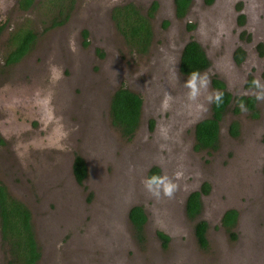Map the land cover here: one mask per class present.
<instances>
[{"label": "rangeland", "instance_id": "1", "mask_svg": "<svg viewBox=\"0 0 264 264\" xmlns=\"http://www.w3.org/2000/svg\"><path fill=\"white\" fill-rule=\"evenodd\" d=\"M16 1L0 0V139L6 141L8 131L23 123L26 130L10 135V148L27 141V147L43 152L0 144V181L30 210L38 264H264V103L257 101L254 119L241 111L233 114L232 105L219 123L218 149L195 152L193 128L209 116L210 105L207 93L188 100L183 87L188 77L177 69L181 44L195 34L211 59L204 73L223 80L232 102L254 91L244 81L249 71H258L259 60L250 51L234 67L231 24L227 33H219L223 19L218 13L206 17L213 12L205 13L199 0L183 19L174 18L173 0H153L159 4L150 20L153 38L141 55L126 46L109 14L112 5L129 0H75L69 18L57 27L51 22L61 17L47 0H34L27 10ZM149 1L136 2L143 13ZM246 1L244 9L259 25L250 30L261 32L253 40H264V0H252L256 7ZM228 8L231 15L230 3ZM188 22L196 27L193 32L186 31ZM21 27L36 33L37 40L20 64L4 66L7 38ZM83 31H88L85 38ZM13 84L18 86L6 87ZM120 86L142 99L141 121L129 141L112 127L108 112V99ZM231 122L239 126L237 137L227 132ZM76 155L87 166L81 185L71 173ZM154 166L159 175H178L172 199L153 198L144 189ZM204 183L209 189L200 194V213L190 220L186 199ZM134 206L146 216L140 233L128 220ZM227 209L238 213L235 240L220 225ZM197 221L208 225L206 249L199 248L193 233ZM8 261L0 240V264Z\"/></svg>", "mask_w": 264, "mask_h": 264}, {"label": "trees", "instance_id": "2", "mask_svg": "<svg viewBox=\"0 0 264 264\" xmlns=\"http://www.w3.org/2000/svg\"><path fill=\"white\" fill-rule=\"evenodd\" d=\"M50 5L57 10V15L61 21L52 20L50 27H57L69 18L75 0H47ZM190 0H174L175 16L182 18L185 15ZM33 3V0H19L18 5L22 10H27ZM156 10V4H153L146 15H142L133 4H125L114 7L111 10L110 18L116 31L122 36L126 46L133 49L138 54H145L152 41L153 33L150 20ZM167 22L163 23L166 27ZM192 24L186 26L187 30L193 29ZM85 38L88 33L82 32ZM37 35L27 27L16 29L9 38V54L6 64H14L20 58L30 51L36 41ZM102 56L100 53H98ZM209 68V61L205 57L199 45L194 42H188L182 49L179 61V73L188 77L193 70L205 72ZM211 87L224 93L223 102L217 106L210 105L209 117L200 120L193 128V150L195 152L216 151L218 149L219 123L223 116L232 105V113L237 114L239 108L238 101H243L252 118H257V112L254 107V99L235 97L232 102L230 93L225 89L224 84L211 78ZM142 99L123 86L116 88L109 99V118L112 127L116 128L120 136L129 141L133 137L141 121ZM154 121L149 120L148 129L152 130ZM228 133L231 137H237L239 126L236 122L230 123ZM86 166L80 156H74L71 166L73 178L77 185H81L85 180ZM153 174H160L156 166L150 168L147 177ZM209 189L207 183H204L199 191L190 193L185 203V215L188 219L194 220L200 213L201 202L200 194H206ZM128 220L132 229L136 233L142 231L146 222V216L143 209L134 206L128 211ZM237 222V213L234 210H227L221 217L220 225L229 234L231 240H235V234L232 233ZM207 223L197 221L193 227V233L200 249L207 248ZM164 243L168 238L163 234H158ZM0 240L6 246L9 261L8 264H38L41 258L40 247L37 244L33 226L31 223L30 210L18 199L13 197L0 181Z\"/></svg>", "mask_w": 264, "mask_h": 264}, {"label": "flooded vegetation", "instance_id": "3", "mask_svg": "<svg viewBox=\"0 0 264 264\" xmlns=\"http://www.w3.org/2000/svg\"><path fill=\"white\" fill-rule=\"evenodd\" d=\"M135 3H134V2ZM137 1H139V0H129V1H127V2H122V3H120V4H118V5H112L111 6V10L114 8V7H117V6H121V5H125V4H133L134 6H135V8L136 9H138L139 10V12L142 14V15H146L147 14V12L149 11V9L151 8V6L153 5V4H156V10H157V8H158V2L157 1H153V0H151V1H149V7L146 9V12H144L143 13V11H141L140 10V8L138 7V5H137ZM236 0H234L233 2H231V0H199V6H201L202 8H204L205 9V13H207V12H213L211 15H208V16H206V17H212L214 14L216 15V13H218V16H220V18H222L223 19V21L224 22H222L223 23V26H221V29H220V32L219 33H223L224 34V31H226V33L228 32V27H229V25L231 24V27H232V29H234V31H235V36H234V40H235V44H234V46H233V49H232V52H230L229 53V56H231V61H232V63L234 64V67L235 66H238V67H240L239 65H241L244 61H245V59L247 58V53L249 52V53H251V54H253V56H254V58L255 59H257V60H259V69H258V71L257 72H255V73H252V71H249L250 73H248V74H246V77H245V81H244V86L246 87V88H252V89H254L253 88V85H252V81H253V79H255V78H257L258 76H259V79L261 80V81H264V40H257L256 38V35L258 34H261V32H260V29H258L257 27H254L255 28V31H253V30H250V28H252V26H256V25H258L257 23H254L253 21H252V18H253V16H250V9H247V7L244 9V6L247 4V1L246 0H237L236 2H235ZM245 1V2H244ZM18 2H19V0H17L16 1V4H17V6H18V8H19V5H18ZM33 2H34V0H33ZM231 4V7H232V13H231V15H230V13H228V4ZM33 4V3H32ZM192 4H193V0H190V2H189V5H188V7H187V10H186V12H185V15L182 17V18H177L176 16H175V7H174V0H173V9H174V18H176V19H183V18H185V16L187 15V13H188V11L190 10L189 8H190V6H192ZM256 4V3H254L252 0H251V5H252V7H254V5ZM255 7H256V5H255ZM258 8H259V5L257 6ZM111 10H109V14H110V12H111ZM156 10H155V12H156ZM253 11H254V9H253ZM253 11H252V15H253ZM202 17V16H201ZM206 17H202V19H200V20H203L204 22H205V24H206V20H205V18ZM230 18H231V21H230ZM164 22H167V21H164ZM163 22V23H164ZM229 22V23H228ZM188 24H191V23H186L185 24V29H186V26L188 25ZM163 25V24H162ZM194 26V25H193ZM259 26V25H258ZM195 26L193 27V29H191V30H187L186 29V31H188V33H190V32H193V30H195ZM87 33H88V31H87ZM118 33V32H117ZM152 33H153V30H152ZM10 35L11 34H9V36H8V38H7V43L6 44H8L9 45V38H10ZM254 37H256L255 38V42H254ZM153 38V37H152ZM37 40V39H36ZM175 41H176V43L175 44H178L179 43V40L178 39H175ZM190 41H194V42H196L198 45H199V47L201 48V50L203 51V53H204V55H205V57L207 58V60L209 61V68H210V57H209V54H208V51H207V49H205L204 48V46L202 45V43L201 42H199V40L197 39V37H196V35L194 34V35H188V37H187V39H186V41H184L183 42V44H181V51H182V49H183V47L188 43V42H190ZM253 41V44H250L251 42ZM213 42H214V44L216 45V40L214 39L213 40ZM248 45H251L250 47H251V50H248V49H246V47L248 46ZM151 47V44H150V46H149V48ZM9 50H10V46H9V49L7 50V51H5V52H3L2 53V55H3V58H4V60H3V63H4V66H7V67H9V66H13V65H17V64H20L23 60H24V58L26 57V55H28V53L31 51H28L26 54H24L21 58H20V60L18 61V62H16V63H14V64H9V65H7L6 64V61L8 60V54H9ZM149 50V49H148ZM226 50H227V47H226ZM251 51V52H250ZM180 54H181V52H180ZM180 54H179V59H178V67H179V61H180ZM227 55V53L226 52H224V50L222 51V55H221V57H220V59H221V61L222 62H224V60H225V57L224 56H226ZM178 67H177V69H178ZM208 68V69H209ZM207 69V70H208ZM206 70V71H207ZM179 71V70H178ZM202 73H204V72H202ZM182 76V75H181ZM211 79V78H210ZM216 79H218V80H220L221 82L223 81L221 78H219V77H217ZM35 80H37V79H32V83H35ZM223 83V82H222ZM224 84V83H223ZM225 85V84H224ZM18 85H15V84H13V85H11V86H6V87H9V88H12V87H17ZM210 87H211V85H210ZM212 88V87H211ZM213 89V88H212ZM214 90V89H213ZM251 90V89H250ZM244 97V98H250V99H254V107H255V110H256V112H257V115L259 116V111H258V108H257V101L255 100V98H254V91L252 90V91H249L248 93H247V95H241V96H239V97ZM234 99V98H233ZM108 103H109V99H108ZM234 106L235 105H233V108H234ZM238 112H240V109H239V111ZM19 113H20V118H23V114H22V110H20L19 111ZM106 113H107V111H106ZM247 113H249L248 111H247ZM209 115H210V113H209ZM249 115H250V113H249ZM257 116V117H258ZM209 117V116H208ZM251 117V116H250ZM252 118V117H251ZM252 119H254V118H252ZM232 123V122H231ZM35 126H37V122H35ZM229 125H230V123H229ZM228 125V126H229ZM56 127V126H55ZM19 129L15 132V131H8L10 134L9 135H6V141L4 140V139H0V144L1 145H6L5 147H7V148H9V149H12L13 151H15V149H16V147H23V148H26V149H31V151H37V153H42L43 152V149L42 148H40V147H37V148H35V150H34V146L35 145H30V147H27V145H28V142L27 141H24L23 143L22 142H17V145L15 146V142L12 144V146H11V148H10V142L12 141V137H10V135L11 134H17L18 132H20V131H24V130H26V128L24 127V124L23 123H20V126L18 127ZM39 128V127H38ZM227 132H228V128H227ZM3 137H4V135H3ZM31 141V140H30ZM210 152H212V151H210ZM35 155V154H34ZM83 159V158H82ZM73 160H74V157H73V159H72V163H73ZM84 160V159H83ZM85 162V161H84ZM85 165H86V163H85ZM71 166H72V164H71ZM34 167V170L35 171H37V169H36V167H38L39 169H38V175H39V173L41 172V170H40V165H36V166H33ZM86 169H87V166H86ZM71 173H72V171H71ZM86 174H87V170H86ZM37 175V176H38ZM72 177H73V175H72ZM87 177V176H86ZM75 181V180H74ZM227 210H234V211H236L235 209H227ZM227 210H225L224 212H226ZM224 212H223V214H224ZM237 212V211H236ZM237 220H238V213H237ZM237 223V222H236Z\"/></svg>", "mask_w": 264, "mask_h": 264}, {"label": "clouds", "instance_id": "4", "mask_svg": "<svg viewBox=\"0 0 264 264\" xmlns=\"http://www.w3.org/2000/svg\"><path fill=\"white\" fill-rule=\"evenodd\" d=\"M210 85L211 80L209 76L206 73H201L196 70L191 71L183 83V87L187 89V98L189 101H198L203 94L207 93L205 96L207 103L209 105L214 103L219 106L223 102L224 93L219 90L209 92ZM252 85L255 100L264 103V81L255 78L252 81ZM167 99L171 100V95H168ZM237 107L242 113L246 114L248 111L246 104L242 100L237 102ZM204 110L206 111L207 109L205 108ZM176 178H178V175ZM176 178L164 174H153L144 179L143 186L153 198L159 199L165 197L172 199L178 190V184L175 182Z\"/></svg>", "mask_w": 264, "mask_h": 264}]
</instances>
